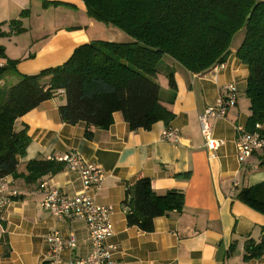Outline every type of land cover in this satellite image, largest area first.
<instances>
[{
  "label": "crops",
  "instance_id": "obj_1",
  "mask_svg": "<svg viewBox=\"0 0 264 264\" xmlns=\"http://www.w3.org/2000/svg\"><path fill=\"white\" fill-rule=\"evenodd\" d=\"M51 2L61 4L44 6ZM14 20L20 32L11 24ZM0 32V45L7 58L18 60L16 69L22 75L61 65L76 47L91 41H133L125 32L90 18L81 0H0ZM242 40L231 45L224 67L217 70L193 73L164 56L165 68L157 70L156 80L160 103L173 118L157 121L150 130H131L115 112L108 129H94L92 138L86 139L84 123L60 120L63 92L18 118L14 128H26L30 143L25 156L19 157L18 177H7L19 196L0 215V264H49L46 236L52 230H58L64 242L70 234L75 238L74 248L60 252L61 264H72L90 252L84 221L58 220L40 206L42 182L74 197L82 189L79 175L63 168L33 182L23 179L28 161L54 160L69 151L99 165L105 174L101 189L92 197L95 203L114 208L109 243L117 250L110 264H264V255L244 258L248 240L264 241V214L236 197L239 189L264 182L261 150L239 163L235 148L236 128L245 129L251 114L245 97L248 69L236 57ZM169 71L173 90L168 87ZM227 83L235 84L237 102L225 117L212 121L214 136L225 141L212 159L204 147L198 116ZM169 128L177 129V142L162 139ZM140 178L150 179L157 195L173 191L184 197L182 210L155 218L150 233L129 227L122 205L126 185Z\"/></svg>",
  "mask_w": 264,
  "mask_h": 264
},
{
  "label": "trees",
  "instance_id": "obj_2",
  "mask_svg": "<svg viewBox=\"0 0 264 264\" xmlns=\"http://www.w3.org/2000/svg\"><path fill=\"white\" fill-rule=\"evenodd\" d=\"M81 1L90 18L125 32L133 41L95 40L79 45L66 62L35 75L20 74L17 60L7 58L0 45V178L18 177L19 157L25 156L30 143L26 128L16 131L15 121L44 101L63 92L66 100L58 108L60 120L69 125L84 123L86 139L92 138L94 129H108L115 112L121 113L131 130H150L157 121L173 118L160 103L156 77L161 59L170 56L193 73L207 71L224 64L241 29L245 34L236 57L248 69L245 97L251 112L245 130L264 139V1ZM11 24L21 31L18 21ZM167 78L169 89H175L172 72ZM260 160L264 168V148ZM63 168L64 163L56 160H30L23 179L33 182ZM236 197L264 214V182L239 189ZM122 205L127 225L150 233L155 218L182 210L184 197L173 191L157 195L150 179L140 178L126 185ZM244 251L246 260L261 257L264 241L248 240Z\"/></svg>",
  "mask_w": 264,
  "mask_h": 264
},
{
  "label": "built area",
  "instance_id": "obj_3",
  "mask_svg": "<svg viewBox=\"0 0 264 264\" xmlns=\"http://www.w3.org/2000/svg\"><path fill=\"white\" fill-rule=\"evenodd\" d=\"M224 64L214 67V70L223 68ZM237 88L233 83L222 86L221 94L217 100L207 106L198 116L200 133L204 147L210 152V157L216 159V151L224 145L223 139L214 136L212 121L226 116L228 109L236 104ZM259 128V125H256ZM179 134L177 129H167L162 139L177 142ZM235 148L237 160L244 162L254 151L264 148V139L257 132L249 133L242 127L236 128ZM54 160L63 162L64 169L75 172L82 181V189L74 197L64 196L57 188L51 187L47 182L40 184L42 190L41 208L58 220H82L85 222L90 237V252L84 258H79L72 264H110L117 247L109 243L113 235L112 215L114 208L111 205L95 203L92 193L99 191L105 179V174L99 165L85 161L81 155L69 151ZM7 177L0 178V215L7 205L19 196V191L9 187ZM234 185H237L235 182ZM48 244L49 264H61L60 252L64 247L74 248L75 238L69 235L66 242L58 230L50 231L46 236Z\"/></svg>",
  "mask_w": 264,
  "mask_h": 264
},
{
  "label": "rangeland",
  "instance_id": "obj_4",
  "mask_svg": "<svg viewBox=\"0 0 264 264\" xmlns=\"http://www.w3.org/2000/svg\"><path fill=\"white\" fill-rule=\"evenodd\" d=\"M257 1H264V0H257ZM245 34V30L241 29L239 32H237L233 38L232 41V47H234L240 40H242L243 36ZM18 61V60H17ZM165 65H164V61L162 60L158 65H157V70L161 71L164 70ZM35 75V74H33Z\"/></svg>",
  "mask_w": 264,
  "mask_h": 264
},
{
  "label": "water",
  "instance_id": "obj_5",
  "mask_svg": "<svg viewBox=\"0 0 264 264\" xmlns=\"http://www.w3.org/2000/svg\"><path fill=\"white\" fill-rule=\"evenodd\" d=\"M249 17V16H248Z\"/></svg>",
  "mask_w": 264,
  "mask_h": 264
}]
</instances>
